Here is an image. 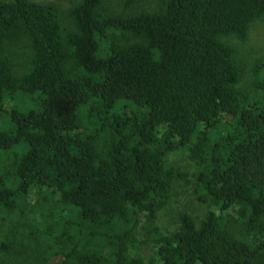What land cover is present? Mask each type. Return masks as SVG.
I'll return each mask as SVG.
<instances>
[{"label":"trees","instance_id":"1","mask_svg":"<svg viewBox=\"0 0 264 264\" xmlns=\"http://www.w3.org/2000/svg\"><path fill=\"white\" fill-rule=\"evenodd\" d=\"M263 17L264 0H162L127 17L78 0L67 25L54 5L0 1V118L11 96L39 106L11 109L0 129V152L14 150L0 171L6 247L21 255L35 235L21 202L37 190L76 220L60 264H264V101L237 88L232 46ZM180 148L213 217L201 249L156 225Z\"/></svg>","mask_w":264,"mask_h":264},{"label":"rangeland","instance_id":"2","mask_svg":"<svg viewBox=\"0 0 264 264\" xmlns=\"http://www.w3.org/2000/svg\"><path fill=\"white\" fill-rule=\"evenodd\" d=\"M10 2L11 0H0ZM35 3L54 5L67 24H71L70 12L78 0H29ZM129 0H102V9L111 17H127L140 12H154L161 5L162 0H139L128 3ZM232 46L236 48V60L240 69L237 88L248 96H254L258 101H264V17L255 21L245 41L232 39ZM19 46V53H20ZM21 56V54H20ZM24 59V58H23ZM37 110L38 104L30 102L28 97L20 94L11 96L6 100V112L0 118V129L9 126L7 113L11 109ZM14 150L0 152V171L9 167L10 158ZM168 160L177 170L171 199L167 207L158 214L156 225L166 234L186 240L198 248L206 242V234L213 222L209 207L197 199V190L203 178V171L191 160L184 148L178 149L169 155ZM51 197L46 191H30L29 195L21 202V220H29V229L35 232L33 237L28 235L21 244V255L10 247H6V234L13 224L7 219L0 226V264H60L65 259V253L71 249V244L63 245L62 242L76 232V220L69 215L65 206H60L58 199L51 197L44 202L42 198ZM59 206V207H58ZM56 212L55 216L51 212ZM189 216L195 227V233L189 235L184 231L183 216ZM70 221L68 228L62 230L63 220ZM3 225V226H2ZM146 222L143 215L134 230V241L144 239ZM26 229V228H25ZM59 238V239H58ZM201 252V251H200ZM145 260L154 257L155 253L148 244L142 248Z\"/></svg>","mask_w":264,"mask_h":264}]
</instances>
